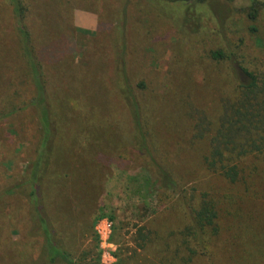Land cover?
Returning <instances> with one entry per match:
<instances>
[{
    "label": "rangeland",
    "instance_id": "rangeland-1",
    "mask_svg": "<svg viewBox=\"0 0 264 264\" xmlns=\"http://www.w3.org/2000/svg\"><path fill=\"white\" fill-rule=\"evenodd\" d=\"M211 1L193 5L194 25L182 23L185 6L169 2L131 0L123 16L122 0H23L56 147L40 195L56 240L78 264H170L166 234L184 223L182 196L206 193L233 198L237 205L226 202L238 215L223 214L224 236L231 238L219 243L217 237L211 258L192 264H236L251 250L241 235L248 224L257 225L264 243V163L247 162L242 181L229 186L205 169V147L193 139L196 124L204 119L213 129L223 103L234 96V82L210 53H236L264 75V0H257L256 13L251 0ZM118 46L147 121L150 152L180 185L162 203L155 169L146 171L138 157L136 130L119 96ZM35 93L12 8L0 0V195L29 175L40 145ZM29 214L21 197L0 200V264L36 258L41 240L28 238ZM136 225L158 235L145 252L135 242ZM12 247H21L18 257H11Z\"/></svg>",
    "mask_w": 264,
    "mask_h": 264
},
{
    "label": "trees",
    "instance_id": "trees-1",
    "mask_svg": "<svg viewBox=\"0 0 264 264\" xmlns=\"http://www.w3.org/2000/svg\"><path fill=\"white\" fill-rule=\"evenodd\" d=\"M141 1L148 5L169 2L185 6V17L182 23L190 24L192 22L197 25L191 15L195 13L193 5H204L206 0ZM222 1L231 2L233 0ZM122 2L124 3L123 16H125L131 0H122ZM211 2L217 3L215 0ZM251 2L253 4L251 11L256 13V7L259 8L261 4H258L257 0H251ZM8 3L12 8L21 56L29 70L36 91L31 105L38 110L42 125L40 145L37 148L34 160L27 168L30 171L29 175L16 179L13 186L7 188L0 195V200L21 197L27 201L30 209L28 238L34 243L35 239L41 240L35 259L14 258L12 264H78L56 240V234L53 231L45 206L46 198L40 195L43 176L49 173L51 159L56 149L55 140H53L55 137L52 135L54 129H52L49 122V107L42 79L41 64L35 54L31 32L25 24L27 5L23 0H8ZM218 3L221 4L222 2ZM250 17L253 18L254 15L250 14ZM118 47L115 50V75L120 88L119 96L128 110L136 130L138 157L145 165L144 169L146 171L149 170L150 172L152 167L155 169L158 197L165 198L159 199V203H162L164 200L176 195L180 191V185L177 179L168 172L165 165L160 162L159 164L156 163L150 152L147 121L143 117L142 107L135 96L134 88L126 76V62L123 57L125 53L122 52L124 50ZM120 50L122 51L120 52ZM209 56L213 62L225 66L227 75L234 82V96L232 95V98L223 103L217 125L213 129L208 126L209 124L204 119L196 124L193 139L205 147V154L202 158L205 169L211 174L218 175L229 186L235 187L238 182L242 181L243 173L248 170V168L244 169V164L252 160L262 161L258 164L264 163V75L249 69L245 60L231 51L218 49L210 53ZM258 169V167H255L254 172ZM254 172L249 171L253 174ZM81 179H85V176L83 175ZM182 198L186 209L183 212L184 223L177 225L179 228L175 230L171 229L172 226L169 227L167 229L169 233L166 234V239L168 238L173 248L170 264H192L201 258L209 260L213 255V246L217 237L219 243L231 238L227 235L224 236L220 220L223 214L238 215L237 211L230 205L237 204L232 201L233 198L211 199L207 193L200 196V198L197 196H192L190 199H186L185 196H182ZM244 204L238 207L241 208ZM69 217L72 218V215H69ZM245 222H248V220H241L240 223L243 225ZM158 223L160 226L164 225L162 221ZM135 227H137L135 242L139 249L145 252L154 244L155 238L158 239V235L154 238L156 232L153 234L146 225L139 227L136 225ZM245 230L247 233L241 235L244 239H247L248 243L244 241V244L247 243L246 247L251 250L236 264H254L255 261L264 264V243L259 238L261 230L257 228V225L251 226L249 224ZM18 243L19 241L15 245H20ZM167 249L168 245H166ZM20 252L21 247H12L11 257H18ZM1 262L2 257L0 256Z\"/></svg>",
    "mask_w": 264,
    "mask_h": 264
},
{
    "label": "built area",
    "instance_id": "built-area-1",
    "mask_svg": "<svg viewBox=\"0 0 264 264\" xmlns=\"http://www.w3.org/2000/svg\"><path fill=\"white\" fill-rule=\"evenodd\" d=\"M101 224L106 225L107 230L110 229V224L107 221L100 222ZM98 235L102 238V233L100 232L99 228L96 229Z\"/></svg>",
    "mask_w": 264,
    "mask_h": 264
}]
</instances>
